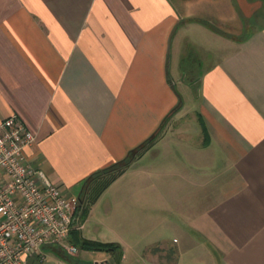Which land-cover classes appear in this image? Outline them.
<instances>
[{
    "label": "crops",
    "instance_id": "obj_1",
    "mask_svg": "<svg viewBox=\"0 0 264 264\" xmlns=\"http://www.w3.org/2000/svg\"><path fill=\"white\" fill-rule=\"evenodd\" d=\"M178 83L195 105L181 126ZM10 117L64 195L110 180L97 202L126 179L119 210L146 235L151 208L173 202L178 245L116 244L120 264H264V0H0V122ZM156 132L132 165L88 180Z\"/></svg>",
    "mask_w": 264,
    "mask_h": 264
},
{
    "label": "built area",
    "instance_id": "obj_2",
    "mask_svg": "<svg viewBox=\"0 0 264 264\" xmlns=\"http://www.w3.org/2000/svg\"><path fill=\"white\" fill-rule=\"evenodd\" d=\"M34 140L16 117L0 122V264L43 260L44 249L78 252L70 236L83 227L80 199L64 195L27 161Z\"/></svg>",
    "mask_w": 264,
    "mask_h": 264
},
{
    "label": "rangeland",
    "instance_id": "obj_3",
    "mask_svg": "<svg viewBox=\"0 0 264 264\" xmlns=\"http://www.w3.org/2000/svg\"><path fill=\"white\" fill-rule=\"evenodd\" d=\"M178 35H180V33ZM191 41L193 40L190 39L187 41L188 43H186L191 45ZM186 43H184V45ZM182 75L183 73L180 74V77H182ZM188 79L189 76L185 77V82H187ZM177 88L178 102H182L183 106L178 112V126H181L188 122L195 109V105L193 104L194 96L191 89L179 83ZM179 141L180 139H178V142ZM214 157L216 167H221L223 160L220 155L214 152ZM126 182L128 183L129 181L125 179L120 185V189H110L105 195H102L97 202L95 201L92 203V211H87L85 216L81 218L83 222L88 213H91V216L86 221L87 223L85 222V226L82 228L81 236L83 239L99 243H110L113 245L119 244L122 247H126L128 244L129 246H138L139 248L144 244H150L151 248L158 247L160 244H164L167 247L178 245L180 239V234L176 228L178 226V218L175 214L172 201L160 203V206L156 203L157 206L151 208L152 216L148 219V222L145 223V228L147 224L150 230L147 235L143 234L142 230L131 229L133 225L137 226V228L141 226V216L132 214V212H130L131 210L126 212L125 210H119V207H123L121 206L122 204L125 206L129 200L126 198ZM159 187L160 186H158V188ZM122 197H124L123 200ZM74 245L78 248L76 254L67 255L64 252L58 253L50 249H44L43 260L32 257L29 258L28 264H94L95 262H101L103 260H107L109 264H120L119 261H115V257L112 254L106 251L87 249L81 247V243H76Z\"/></svg>",
    "mask_w": 264,
    "mask_h": 264
},
{
    "label": "trees",
    "instance_id": "obj_4",
    "mask_svg": "<svg viewBox=\"0 0 264 264\" xmlns=\"http://www.w3.org/2000/svg\"><path fill=\"white\" fill-rule=\"evenodd\" d=\"M157 132L154 135H152V137L147 139L145 142H143L142 144H140L139 146H137L133 150L129 151V153L125 156L124 159H122L121 161H119L117 163H114L110 167H108V168H106V169H104V170H102L96 174L91 175L88 180L89 181L96 180L101 175L117 174V173L121 172L122 170H124L125 168L132 165L133 162L135 161V159L137 158V156L139 154H141L142 151L145 148H147L149 146V144L153 141V139L157 135ZM85 183L87 184V181ZM109 183H110V180L107 182H103V183L99 184L98 186H96V188L93 190V192L90 195L86 193L85 198L84 197H78L80 199V202H81V205L79 206L80 207L79 209L81 211V218H83L85 216V214L87 213V204L88 203L89 204L94 203V201L98 198V196L102 193V191L106 189V187L109 185ZM78 243H81V247H85L87 249L89 248V249L99 250V251H106L107 253H111V254L114 253L115 250L117 249L116 245H113L110 243H108V244L107 243H99V242L88 241V240H84V239ZM54 250L57 251L58 253H63L59 249H54Z\"/></svg>",
    "mask_w": 264,
    "mask_h": 264
}]
</instances>
